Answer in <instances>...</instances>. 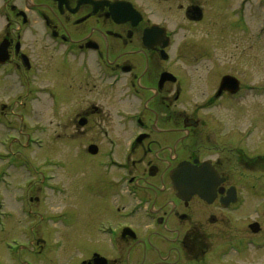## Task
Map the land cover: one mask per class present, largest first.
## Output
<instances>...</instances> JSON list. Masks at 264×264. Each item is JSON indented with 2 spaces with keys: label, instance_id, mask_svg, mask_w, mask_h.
I'll use <instances>...</instances> for the list:
<instances>
[{
  "label": "flooded vegetation",
  "instance_id": "flooded-vegetation-1",
  "mask_svg": "<svg viewBox=\"0 0 264 264\" xmlns=\"http://www.w3.org/2000/svg\"><path fill=\"white\" fill-rule=\"evenodd\" d=\"M178 4H182L181 7L185 9V12H182L184 19L172 25L173 23L166 16L159 19L156 10L152 9L146 0H51L50 5H42L38 0H0V80L1 82L10 80L16 84V93L7 102L2 103H21L22 107L18 116L25 122L29 115L37 111L39 103H53L52 108H55L58 104L66 102L65 98L73 88H80L74 79L65 81L63 78L61 85L64 88L51 83H43L41 80L43 72H49V74L55 72V67L50 65L46 67L43 62L45 58L56 57L58 61L56 71L61 69L66 75L69 74L67 79H71L70 73L75 72L81 80V88L83 86L92 88L88 93L84 92L85 90L78 92L85 94L80 100L86 103V107L80 117L74 121L75 127H78L75 132H78V137L82 139L86 136L90 139L100 138L99 140L105 141L109 148L102 153V148L94 142L85 149L81 147L78 155L85 158L86 163L88 155L92 160L95 157H101L102 160L99 161L98 166L103 170L104 175L114 179V176L118 175V178L109 188H101L92 182L85 183L83 192L95 198L113 199L116 202L119 200L125 204L123 208L116 210L118 211L116 218L113 212L111 217L100 222L97 232L100 238L107 241L111 256L125 257L127 264H210L206 252L202 259L198 256L203 248L200 247V252H198L199 248L197 251L194 250L197 247L195 245L197 240L194 238L191 241L190 237L198 233L193 232L194 225L189 222L191 218L187 211L192 210L193 205H200L205 210H214L221 221L228 223L231 221V211L242 200L239 189L247 186L256 187V182L251 177L247 179L243 176L231 190L223 187L228 179L227 175L224 176L221 172L220 166L226 157L224 147L227 142H220V135L215 124L211 123L207 115L198 114L188 117L190 111L182 110V108L178 111L177 108L181 106V103H189V94L193 86L187 77L171 72L167 70V67L174 60L173 51L180 48L182 37H187L188 33H191L187 42L197 47L201 43L199 42L200 34L205 26L216 27L218 33L221 30L219 33L221 37H225V33L230 35L233 31L243 36L250 35L257 43L261 42L263 39L262 20L258 24L259 20L254 18L258 13H262V0H175L173 6ZM58 19L64 21L69 19L71 22H67L82 34L77 37L69 28L62 29L58 24ZM111 38H116L113 43L117 44V52L127 49L130 41H137L139 49L148 58L154 59L155 63H153L159 70V75L156 77V93L161 95L160 97L152 98L149 91L147 92L152 88L146 83L147 77L142 75L138 81L139 63L135 59L138 56L133 54L135 62L128 60L112 62L110 60L106 46L110 45L109 39ZM208 38L212 42V37L208 36ZM35 42L41 45L39 53L34 49ZM123 53L130 56L131 50ZM204 61L211 64L209 68L212 67L218 75L217 81L214 79L208 82L212 85L211 90L217 83L214 90L206 96L205 100L196 102L204 103L203 107L208 113L213 114L231 103H242L259 92V85L251 82L243 83L238 78L241 85L236 94L221 90L222 81L228 75L220 76L219 66L216 65L218 52L215 45L198 53L195 52L186 63L190 69L196 71ZM168 74L173 77H168ZM102 87L110 92H121L118 96L119 102L136 103L138 109L129 111L118 108L115 111L117 126L130 135L123 151L119 150L118 143L105 127H98L96 134L91 130L87 131L92 123V116L101 112V108L94 104L98 100L92 94ZM152 101L158 105L156 108L166 107V103L167 107H175V112L180 118L179 122L190 134L195 135L198 134L197 131H200L208 135L204 146L199 144L197 147V149H206L205 151L195 150L190 159H181L180 162L177 161L181 154L173 156L179 165L172 168L170 177H167L169 160L160 159V154L157 152L164 148L159 147V144L156 145L152 139V136L159 135L164 127L161 124L158 127L150 119L152 109L150 111L148 107L149 103H153ZM4 107L2 106V121L8 119ZM26 128L29 130L26 138L29 134V145L32 147L34 145L33 136L39 132V127L36 123L30 129L28 126ZM69 137L72 138V135L69 134ZM245 138L242 137L241 144L234 149L240 162L243 165H255L260 159L264 160L263 154L254 153L247 146ZM179 150V153H186L185 148ZM142 152L145 156L138 158ZM153 153L155 161L150 160ZM161 160L167 162V168L163 165L161 169L157 167L161 165ZM65 163V161L60 162L61 170L69 169V164ZM184 163L191 164L189 177L191 180L186 179L187 184H191L194 189H197L195 186L198 189L201 188L203 196L199 194L198 189L189 198H182L178 195L175 189L174 173ZM142 164L146 165V169L141 180L148 179L152 185L151 188L139 184L132 170L133 167ZM27 167L28 171L33 174L37 173L38 169L34 164ZM167 179L170 181L168 182ZM54 180L53 173L51 176V173L41 172L40 184L43 189L50 188L45 186L46 181H50V189L54 194L67 193L66 188ZM38 189L43 191V189ZM169 191L172 195L174 194V198L164 196ZM232 192L236 194L238 203L236 206L230 205L226 208L224 203ZM37 200L39 199L36 198L35 201ZM173 204L182 207L185 211L178 218L180 224L185 223L182 224L185 227L179 229L177 233H174L168 225L173 214L166 212L168 205ZM35 213L31 211L25 214L33 217ZM71 218L73 222L70 224ZM44 220L51 224L56 220H64L68 221L69 225L74 223L75 226L81 218L66 212L60 213L58 217L48 215ZM149 222L151 226L147 227L145 223ZM170 232L178 236L177 241L182 245L180 250L175 249L174 244H167L163 248L164 245L160 247L152 243L160 238L167 240L172 235ZM182 233L184 235L181 238ZM245 237L253 236L246 235ZM184 240H188L189 244ZM34 244L36 246L37 242ZM175 250L180 253L176 257L173 255ZM41 253L36 249L37 256H41ZM182 255L188 256L189 260L184 261ZM167 257L169 260L163 261ZM110 258L115 261L114 257ZM171 259L179 261L170 262ZM148 260L153 261L148 262ZM78 264L112 263L102 254L94 253L90 259H84Z\"/></svg>",
  "mask_w": 264,
  "mask_h": 264
},
{
  "label": "rangeland",
  "instance_id": "rangeland-1",
  "mask_svg": "<svg viewBox=\"0 0 264 264\" xmlns=\"http://www.w3.org/2000/svg\"><path fill=\"white\" fill-rule=\"evenodd\" d=\"M38 2H41L42 5L51 4V0L50 3L49 0H38ZM146 3L156 10L159 19L166 16L173 23L172 25L184 19L182 12H185V9L181 7L182 4L174 7L175 0H146ZM262 3L264 5V0ZM254 19L259 20L258 24L262 20L264 30V9ZM57 21L62 29L69 28L75 36L79 37L82 34L67 22H71L69 19L65 21L58 19ZM201 32L199 39L201 43L197 47H193L192 43L187 42L191 33H188L189 36L186 35L187 37H182V44H179L180 48L178 47L173 51L174 60L167 67V70L187 77L193 86L189 94V103H181L177 109L178 111L181 108L190 111L188 117L198 114L207 115L211 123L215 124L214 126L220 135V142H227L224 147L226 157L220 166L221 172L224 176L227 175L228 179L223 187L231 190L237 185L236 183L241 176L247 179L251 177L256 182V187L247 186L239 189L242 200L231 211V221L228 223L221 221L218 213L214 210H205L200 205H193V209L187 211L191 218V221L189 219L188 221L194 225L193 232L198 234L191 236L190 240L192 241L194 238L197 240L195 241L197 247L194 250L197 251L199 248L198 252H200V247L203 248V253L200 252L198 256L202 259L206 252L210 264H264V247L249 242V240L247 242L242 241L246 235H256L264 241V160L260 159L259 163L255 165H243L234 151L241 144V138L246 137L247 146L254 153L263 154L264 157V38L257 43L250 35L243 36L233 31V35L232 33L230 35L225 33V37H221L216 27L211 28L209 26H205ZM208 36L212 37V42ZM228 36L230 37L228 38ZM114 40L116 41V38L109 39L110 45L106 46L107 52L109 50L108 57L110 60L112 62L127 60L135 62L133 54L138 56L135 58L139 63L138 81L142 75L147 77L146 83L152 87L147 92L149 91L152 98L160 97L161 95L156 93V77L159 75V70L156 69L154 59L148 58L139 49L137 41H130L127 49L117 52V44L113 43ZM220 42L221 44H219ZM214 45L218 52L216 65L219 66L220 76L224 74L238 78L243 83L257 84L259 85V92L242 103H231L210 114L203 107L204 103L196 102L205 100L206 96L214 90L217 85V72L213 71L212 67L209 68L211 64H208L207 61H204L196 71L190 69L186 62L195 52L198 53ZM39 48L41 45L35 42L34 49L38 53ZM127 50H131L130 56L123 53ZM46 59L43 60L46 67L47 65L55 67V72L50 74L43 72L41 79L43 83H51L64 88L61 85L63 78L65 81L74 79L80 88H73L72 92L68 93V97L65 98L66 102L58 104L55 108H52L53 103H39L37 111L29 115L25 122L18 116L22 107L21 103H2L7 102L16 93L15 82L10 80L1 82L0 80V264H32L33 261L34 264H78L84 259H90L94 253L102 254L112 264H127L125 257L111 256L107 241L100 238L97 232L99 223L111 217L113 212V216L116 218L118 216L116 210H120L125 204L119 200L116 202L113 199L95 198L83 192L85 183L92 182L101 188H109L118 178V175L114 176L115 179L104 175L103 170L98 166L99 161L102 160L101 157L98 156L92 160L88 155L87 161L89 163H86L85 158L83 159L78 155L81 147L85 149L94 142H97L102 148V153L109 148L105 141L99 140L100 138L90 139L86 136L82 139V137H78V132H75L78 127H75L74 121L80 117L86 107V103H82L80 100L85 94L78 92L85 90L84 92L88 93L92 88L84 86L81 88V80L75 72L70 73L71 79H67L69 74L66 75L61 69L56 71L58 68L56 57L49 58L47 61ZM214 79H216L214 82L216 84L211 90L212 85L208 82ZM95 92L92 95L98 101L94 104L101 108V112L92 116V123L86 129L96 134L98 127H105L118 143L119 150L123 151L130 135L117 126L115 111L118 108L129 111L138 110L136 103L119 102L118 96L121 92H110L105 87L98 88ZM155 104L154 102L149 103L148 108L150 111L152 109L150 119L158 127L160 124L164 127H162L161 132L157 131L160 134L152 136V139L156 145L159 144V147L164 148V150L160 149L157 152L160 154V159L169 160L170 166L167 170L169 175L167 177H170L171 171L179 165L177 162H180L181 159H190L195 150H206L197 149V147L199 144L204 146L208 135L207 133L202 134L200 131H197L198 134L195 135L190 134L179 122L180 118L175 112V107H167L166 103V107L156 108L158 105ZM2 106H5L4 111L8 116L5 121L11 125L9 128L4 124L2 125ZM21 112L23 113V110ZM36 123L39 127V132L35 135L39 139L38 144L34 140L33 144L36 145L27 149L30 137L28 134L26 138V133L29 131L26 130V126L30 129ZM69 134L72 135V138L69 137ZM67 143L71 145L68 146ZM181 148H185L186 153H179ZM179 154H181L180 159L176 162L173 156ZM144 156L142 152L138 158ZM154 156L153 153L150 160L155 161ZM156 157L158 158V156ZM15 158L18 159L17 168H13L9 163H15L17 160ZM63 161L66 162L65 164H69V169L65 171L61 170L59 165ZM20 162L28 163L27 166L30 167L34 164L38 169L37 173L33 174L28 171V167L24 164L21 166ZM162 165L166 168L168 166L166 161L161 160V165L157 167L161 169ZM145 169V164L132 168L138 183L151 188L152 185L148 179L141 180ZM4 170L6 173L3 172ZM41 172L51 173V176L53 173L55 175L54 181L62 184L67 193L64 195L55 193V195L50 189V181H46L45 184L50 188L45 187L43 189L40 184ZM167 180L170 181V179ZM10 181H12V185H8ZM38 188L43 189V191H39ZM164 196L174 198V194L172 195L170 191ZM36 198L39 200L35 201ZM31 211L36 213L33 217H28L25 213ZM66 212L79 216L81 218L79 223L74 226V223L69 225V222L64 220L53 222V224L44 220L48 215L58 217L60 213ZM166 212L173 214L168 225L174 233L185 227L182 225L185 223L180 224V219H178L185 212L182 207H177L175 204L168 205ZM72 222L71 218L70 224ZM145 225L149 227L151 223H145ZM255 225L259 226L257 234L252 233L256 230ZM170 234L172 235L167 240L160 238L152 243H156L160 247L164 245L163 248L167 244H174L175 249L180 250L182 245L177 241L178 236L173 232ZM183 235L182 233L181 238ZM184 241L188 243V240ZM34 242H37L36 246ZM242 242H244L243 246ZM36 249L42 252L41 256L35 254ZM179 254L176 250L173 253L174 257ZM182 256L184 261L189 260L188 256ZM110 257H114L115 261H112ZM166 260L169 258L163 259V261ZM174 261L179 260H170V262Z\"/></svg>",
  "mask_w": 264,
  "mask_h": 264
},
{
  "label": "water",
  "instance_id": "water-1",
  "mask_svg": "<svg viewBox=\"0 0 264 264\" xmlns=\"http://www.w3.org/2000/svg\"><path fill=\"white\" fill-rule=\"evenodd\" d=\"M226 82H229V80L227 79ZM234 84H236V83L234 82ZM185 169L186 168H183L182 171L185 172L186 171ZM255 228H256V230H254V232H257V230H259V226L255 225Z\"/></svg>",
  "mask_w": 264,
  "mask_h": 264
}]
</instances>
